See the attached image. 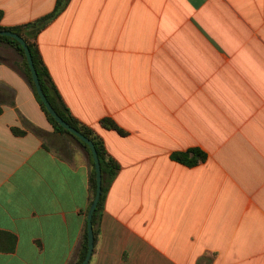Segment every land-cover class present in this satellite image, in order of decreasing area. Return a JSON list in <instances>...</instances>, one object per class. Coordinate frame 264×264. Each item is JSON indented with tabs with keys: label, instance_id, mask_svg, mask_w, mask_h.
Wrapping results in <instances>:
<instances>
[{
	"label": "crops",
	"instance_id": "0c3cea01",
	"mask_svg": "<svg viewBox=\"0 0 264 264\" xmlns=\"http://www.w3.org/2000/svg\"><path fill=\"white\" fill-rule=\"evenodd\" d=\"M56 2L0 0V24ZM26 36L121 166L88 264H264V0H69ZM20 59L0 41V82L14 91L0 113V264H73L87 152L53 131ZM192 147L203 161L173 159Z\"/></svg>",
	"mask_w": 264,
	"mask_h": 264
},
{
	"label": "trees",
	"instance_id": "16d2710c",
	"mask_svg": "<svg viewBox=\"0 0 264 264\" xmlns=\"http://www.w3.org/2000/svg\"><path fill=\"white\" fill-rule=\"evenodd\" d=\"M69 0H57L56 5H54L53 9L42 15L40 18L37 17L31 21H28L26 23L14 25V26H3L0 24V30H11L13 33H17L20 35L26 42L30 53L33 57V63L35 70L38 75V80L41 83V88L50 103V105L58 112V115L65 121V123L69 124L70 126L77 129L79 132H81L84 136L89 137L93 145L95 147V150L97 152L99 164H101V197L98 200L96 209L93 213L92 219H93V234L94 239L96 238L98 229L96 227L97 225V215L99 211L103 207L104 199L107 195V188L109 187L111 181L113 180L115 174L117 171L120 170L121 166L119 163L108 153L106 147H105V141L102 137H100L98 134H95L90 127L79 121L76 117L73 116L72 112L67 109L65 106V103L57 90V86L54 82H52V79L49 75V72L47 70V67L45 66L43 62V57L39 53L38 45L35 41H32L26 36V33H30L33 36H36L38 33L42 32V30L47 26L65 7V5H68ZM2 17V11L0 10V19ZM0 41L5 42L13 48L18 54H20L21 59L19 61V71L22 73L23 77L26 79V81L30 84V87L32 89V92L40 106L41 109L45 112V116L49 123L51 124L53 131L56 133L64 134L65 136H70L78 141V143L84 148V150L88 153V162L90 164V170L88 175V181H89V191H90V197H89V205L92 202L93 197H95V164H93L90 149L87 146L86 143L81 141L79 138L75 137L73 134L65 130L49 113V111L45 108L42 101H40L38 94L35 90V83L32 81L30 69L28 67V64L26 62V56L24 54L23 48L21 44L16 40L12 39L9 36L0 35ZM14 99V91L5 83L0 82V113H2V104L8 103L10 106L14 105L13 102ZM101 123L106 128H112L119 132V134H123V131L117 126L115 121L110 117H104L101 120ZM33 133H35L38 137L42 136V132L37 129V127L32 126L30 129ZM13 134H19L23 131L17 129L16 127L12 128ZM173 159L177 162L183 163L185 165L194 166L197 164L198 160L203 161L204 155L201 152L200 149L192 147L188 148L186 150H178L176 152H173L172 154ZM87 233L86 228L83 231L82 239L80 243V251L77 253L75 261L73 264H79L82 259L85 256V253L87 252L88 246H86L87 241Z\"/></svg>",
	"mask_w": 264,
	"mask_h": 264
},
{
	"label": "water",
	"instance_id": "95a60500",
	"mask_svg": "<svg viewBox=\"0 0 264 264\" xmlns=\"http://www.w3.org/2000/svg\"><path fill=\"white\" fill-rule=\"evenodd\" d=\"M0 35H5V36H9L12 39H16L22 46L24 54L26 56V62L28 64V67L30 69V73H31V77H32V81H34L35 83V90L38 94V97L40 99V101L43 102L45 108L49 111L50 115L68 132H70L71 134H73L75 137L79 138L81 141H83L84 143L87 144V146L90 149V153H91V157H92V161L93 164H95V182H96V187H95V197H93L91 204L88 207V211L86 214V219H87V225H86V233H87V241H86V246H88L87 252L85 253L84 258L82 259V261L79 264H88L92 255V252H94V234H93V213L96 209L97 203L99 198L101 197V164H99V160H98V156H97V152L95 150V147L93 145L92 140L87 137L84 136L81 132H79L77 129H75L74 127L70 126L69 124L65 123V121L58 115V112L53 109V107L50 105V103L48 102L43 90H42V86L41 83L38 80V75L37 72L35 70L34 67V63H33V57L32 54L30 53V50L25 42V40L18 35L17 33H13L11 30H0ZM88 156V153H87Z\"/></svg>",
	"mask_w": 264,
	"mask_h": 264
}]
</instances>
